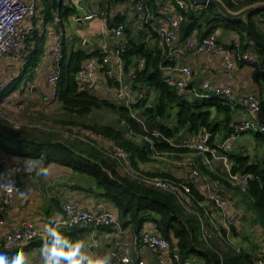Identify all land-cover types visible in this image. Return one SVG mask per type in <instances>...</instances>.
I'll list each match as a JSON object with an SVG mask.
<instances>
[{
  "label": "crops",
  "instance_id": "crops-1",
  "mask_svg": "<svg viewBox=\"0 0 264 264\" xmlns=\"http://www.w3.org/2000/svg\"><path fill=\"white\" fill-rule=\"evenodd\" d=\"M33 1H35L37 8L36 17L31 20H24L22 25V28L27 32V51L24 62L15 64L8 56L0 57V81L5 82V80H8L12 76L15 78V81L5 88V90L9 88L6 96L0 100L4 112V118L0 119V133L8 139L6 143L8 142L10 146H16L21 139L34 140L36 142H44L45 140L63 142V140L57 138L54 131H50L57 127L59 128V117L55 116L59 110H62V113L65 112L69 118L72 117L74 121L80 123L79 127H67L71 136H64L68 139L88 137L87 140L97 147H105L108 144H113L111 140L97 137L86 129L83 125H87V121L96 122L99 126L105 125L113 127L117 131L123 132L126 138L132 139L133 135L130 136L124 126L125 119L120 117L116 112L115 116L118 122L113 124H100V119L92 118L93 114L100 112L99 115H101L103 110L111 111L110 109L102 108L94 110L88 116L80 118L68 113L59 100L53 99L50 96V90L47 86L46 76L50 64L47 58H45V55L62 39L64 41L66 58L72 52L81 50L87 53L101 52L102 56L105 51L114 48L117 40L112 37L108 24L103 23L101 20H93L96 22L89 23V26L85 27L86 22H93L83 19L85 15L91 12L109 16L111 19L114 16H124L127 18V27L137 38L139 36H145L149 39L151 29L136 18L133 8L127 0ZM149 1L146 0L147 6ZM175 1L182 7H185L182 0ZM154 7L156 10L148 6L151 14L150 17H152L151 22L155 25H165L167 16L176 15L172 0H154ZM66 11L68 12L66 13ZM56 15L60 17V24H57L54 20ZM256 21L260 29L264 32V20L256 18ZM214 35L217 37L219 46L218 50L214 53H197L196 55L185 53L182 55L178 52L180 49H184L186 52L188 42L199 40L197 33H194L187 41L177 43L174 49H168L167 55H169L170 60L173 62V65H169V67L185 64L191 68L194 77L188 87L189 90L195 89L199 91L200 85L206 81L212 82L215 86H227L233 92L236 101H240L244 97H253L256 99L260 104L261 115H264V73L258 71L255 67L252 68L242 64L238 65L233 72H227L225 69V54L221 50L232 48L235 40L240 41L239 35L235 32L229 33L221 29L216 30ZM249 50L254 51L252 48ZM38 51H41L38 65L32 66L29 62L37 55L35 52ZM116 66L117 60L113 59L110 67H104L99 70L98 76L100 77L101 86L92 95L101 100H108L115 106L121 107L122 105L131 109V106L136 103L139 93L132 91L131 75L126 74L125 70L123 78L120 81L118 80L117 76H115ZM21 79L22 82H19ZM153 95L151 97L152 101L155 100ZM192 98L196 97L192 96ZM231 108L233 111V121L230 130L232 125L238 120L245 118L251 119L250 113L245 109L239 106ZM131 112L138 114L140 110L131 109ZM213 117L215 120L218 119L221 121L224 116L214 111ZM149 126H154V129H150L154 130V132H159L158 122L152 123L148 117L146 128L148 127L149 129ZM202 133L195 135L187 132L189 139L187 140V144L183 146V149L175 147L171 143L173 139H169L170 143H167L175 147L179 152H161L159 153V157L153 155L152 162L139 166V170L147 175L166 173L172 177L171 180L173 179V181H182L190 184L192 167L189 164H185L188 161L196 163L199 168L201 165H204L212 171L220 170L225 173L219 164H213L212 166L206 165L203 154L194 153L196 158L185 155V152H189L187 150H190L187 146L198 143ZM223 136V132L218 133L216 137L217 146L225 141ZM134 141L138 146H141L148 140L146 137L143 138L141 136L134 138ZM140 141H142V144L138 143ZM258 143H264V134L258 132L245 133L232 144V151L229 157L230 155H243L251 163L262 161L264 159V145L260 144L261 148H258ZM180 155L185 157L181 158ZM165 156L166 158H171V160L176 159L179 161H176V164L172 162L171 166H167L165 162L161 161L165 159ZM0 158L8 161L9 165L22 164L25 166L34 165L35 167V172L32 175H19L17 177L9 172L0 170V194L2 188L5 186V182L12 177L16 179L15 187L17 194L16 201L5 212L6 214L0 224V239L3 234L18 230L28 223L46 228L52 221L60 217L62 205L67 201L78 203L80 209L83 211L87 210L94 213L105 211L114 212L120 222L119 228L108 227L101 230L86 229L82 234L78 235L76 233L81 230H75L68 233L67 236H60L62 237L60 240L52 241L48 246H42L37 243L28 249L16 250L14 253L0 248V264H83L85 257H88L85 264H120L119 258L125 255L131 257L133 264H138L139 262L157 264V256L149 249L142 248L137 244L136 239L141 232L137 233L134 224L123 225L125 221L121 220L119 210H117L112 201L102 196L103 191L97 185L94 176L79 173L67 166L63 167L58 164L45 165L40 160L24 159L8 153L6 154L1 147ZM230 161L233 167V161L231 159ZM115 172L121 178L128 176L119 167L115 169ZM109 175L112 176V173L109 172ZM212 182L229 197V210L237 211L241 214L239 228L234 229L232 234L234 244H240V240L242 239L241 235L248 231V227L243 220L245 214L240 207H237L234 201L235 198L227 188L230 185L226 180L223 182ZM194 189L196 188L194 187ZM196 190L199 194H202L201 191ZM199 203L202 206L192 201L190 207L193 209L195 205L203 210L202 213H204V209H210L214 214V220L217 222L216 214L218 212L214 207L206 199ZM196 218L198 224H200L197 216ZM209 225L211 227V223ZM262 226L264 227V225ZM155 229V226L151 223H147L143 227L144 231ZM258 229L263 230L262 227ZM200 238L208 249L213 252L217 251L220 256L224 255L228 250H231V248L225 246L221 241L215 240L216 238L210 243L212 248L208 246L202 238L201 227ZM259 238H261L258 244L259 247L256 249L242 248L255 256L256 264L264 250V235ZM176 248L174 249L172 247L168 255L169 257L174 253H178V249ZM14 255L16 261H12ZM165 255L167 256V254ZM192 261L193 264H203V261L197 258Z\"/></svg>",
  "mask_w": 264,
  "mask_h": 264
},
{
  "label": "trees",
  "instance_id": "trees-1",
  "mask_svg": "<svg viewBox=\"0 0 264 264\" xmlns=\"http://www.w3.org/2000/svg\"><path fill=\"white\" fill-rule=\"evenodd\" d=\"M172 1L176 13L184 16V21L179 30L180 42L187 41L194 33H197L199 40H203L214 35L218 29L229 33L235 32L240 39V44L236 50L243 53L252 48L264 62V32L256 21V18L264 20V9L253 11L247 21H231L220 15L215 7L201 8L194 5L190 0H182L185 4L183 8L175 0ZM223 2L230 11L237 12L253 6V4L264 3V0H238L237 3L223 0ZM148 6L156 10L154 0H150ZM119 24L125 25L124 49L121 54L125 64L124 70L128 75L131 73L135 75V77H130L132 91L140 93L144 88L149 89L147 96L133 104L131 109L143 110L152 123L158 122V130L162 136L157 138L143 130L132 118L131 109L122 105L121 107L115 106L108 100H101L89 93L79 91L76 74L87 60L101 58V52L87 53L81 50L72 52L66 58L64 49L65 59L62 64V79L58 91L59 102L64 109L71 115L82 118L94 110L107 108L124 118L134 133L132 139L126 138L123 132L121 133L110 126H83L97 137L111 140L116 146L125 149L130 155L133 169L139 173H143L139 170V166L152 162L154 151L158 153L179 152L162 139L163 137L174 139L179 136L182 130L195 135L205 131L209 132L211 134L209 146L217 149L216 137L218 133L223 132V139L226 140L232 132L230 130L233 121L232 108L219 98L198 97L188 99L170 89L164 82L163 74L164 67L173 65L169 55H167L168 48L161 43L152 30L149 39L145 36L135 37L127 27V18L122 15L114 16L108 22L110 29L119 26ZM35 54L37 55L34 58H30L32 61L30 60L29 63L32 66L38 65L41 51L35 52ZM140 61L144 62L141 69H139ZM256 69L260 71L258 68ZM19 82H22V79ZM8 91L9 88L0 96V100L6 96ZM152 93L155 94V102L149 104ZM174 110L177 112L176 124L171 127L168 123H171ZM212 110L223 115V119L221 121L215 120ZM141 136L149 138L150 141H145L144 144L138 146L134 138ZM7 140L0 133V147L6 154L24 159L40 160L45 165L67 166L79 173L94 176L97 185L103 191L102 196L112 201L119 210L121 220L125 221L124 226L130 223L134 224L137 233H140L145 224L151 223L174 249L177 247L180 262L175 264L192 263V260L196 258L202 260L203 264H256L255 256L243 249L239 254L232 249L228 250L224 255H221V260L218 254L204 245L200 238V227L195 214H190L183 208L176 196L163 190L146 187L128 176L119 177L115 172L118 167L117 163L90 142L82 144L70 141L52 142V140H45L44 142H36L21 139L16 146H10L8 142L6 143ZM229 158L233 161V175H238V173L252 175L248 191L243 193L249 201L250 208L253 207L259 211L264 218V159L257 161V163H251L243 155H230ZM105 169L111 172L112 176ZM200 169L214 182H223L228 177L227 173L220 170L212 171L204 165H201ZM149 175L170 180L172 178L166 173ZM191 188L193 189V197L196 199L194 203L197 204L205 200L204 196L199 194L192 185ZM194 207L195 213L203 212L201 208L195 205ZM84 231H78L76 234H82ZM61 238L59 236L39 244L48 246L50 242L58 241Z\"/></svg>",
  "mask_w": 264,
  "mask_h": 264
},
{
  "label": "built area",
  "instance_id": "built-area-1",
  "mask_svg": "<svg viewBox=\"0 0 264 264\" xmlns=\"http://www.w3.org/2000/svg\"><path fill=\"white\" fill-rule=\"evenodd\" d=\"M127 1L132 6L136 18H138L140 22L146 24L164 46L168 49H174L177 43L180 42L181 36L179 35V30L184 21V16L180 13H176V15L167 16L165 25H155L151 22L152 17H150L151 14L146 0ZM230 1L235 3L238 2V0ZM36 13V3L33 0H0V57L8 56L15 64L24 62L27 51V32L22 28V25L24 20H31L36 17ZM83 19L86 21L101 20L105 24H108L110 20L109 16L98 15L93 12L85 15ZM54 20L57 24L61 23L59 15H56ZM124 31V24H119V26L111 29L112 37L117 40L115 47L105 51L104 55L100 56L101 58H91L83 64L82 69L76 74V81L80 92H86L90 95L96 92L101 86L100 77L98 76L99 70L104 67H110L113 59L117 60L115 76H117L119 81L123 78L125 64L121 54L124 49ZM239 44V41L235 40L232 48L221 50V52L225 54L226 71L233 72L238 65L242 64L248 67L258 68L264 73V62L259 54L252 50L240 53L236 50ZM218 47L217 37L216 35H212L203 40L190 41L187 44L186 52L184 49H180L178 52L182 55L185 53L193 55L197 53H214L218 50ZM45 56L50 64L46 76L50 96L55 100H59L58 91L62 79V64L65 59L63 39L59 40ZM143 66L144 62L140 61L139 69L143 68ZM163 74L165 84L184 98L191 99L192 96L196 98L202 96V98L206 97L209 99L219 98L231 107L239 106L250 113L251 119H241L232 125L231 135L223 143L218 145L217 149H213L209 146L211 134L207 131L200 135L198 143L187 146L188 149L195 153L203 154L206 165L212 166L213 164H219L222 169H224L225 173L228 174L226 181L231 187L240 189L242 192H247L252 175L239 173L238 175H233L229 154L232 151V144L236 142L237 138L241 135L248 132L264 134V115H261L258 101L253 97H244L240 99V101H236L229 87L215 86V84L210 81L202 83L199 91L195 89L189 90L188 87L191 84L194 74L191 68L185 64L164 67ZM130 75L131 77H135L133 73ZM14 81L15 78L13 76L5 80V82L0 81V96L5 91V88ZM148 90V88H144L137 96L136 102L147 96ZM130 114L136 123L146 131L147 120L134 112H130ZM3 118V107L0 104V119ZM124 126L130 136L134 135L132 128L127 122H124ZM152 134L157 138L162 136L161 132ZM146 139L150 141L149 138L146 137ZM163 140L165 142H170L169 139L164 137ZM86 142L90 141L86 140ZM97 148L102 151V153H105L111 160L115 161L118 167L130 178L146 187L154 190H163L176 196L183 208L189 213H194L198 217L202 238L208 246H210V243L216 238L215 240L221 241L225 246L231 248L236 253H240L241 248L234 244L232 234L234 229L239 228L241 214L240 212L229 210V197L220 188H217L196 163L189 161L185 162L186 165L189 164L192 167L191 184L182 181L176 182L168 178L150 176L135 171L132 167L129 153L115 144H108L105 147L98 146ZM154 155L156 157L160 156L156 151H154ZM0 170L7 173L9 172L17 177L19 175H32L35 172V167L34 165L25 166L22 164L9 165L8 161L0 158ZM15 181V177L8 179V181L5 182V186L2 188L0 194V224L6 214L5 212L17 199ZM191 185L201 191L206 201L218 212L216 214L217 222L214 220V214L210 209H204V213H195L190 207L191 202H195L196 200L195 197H193ZM198 205L202 206L201 203H198ZM61 212L60 217L52 221L46 228L28 223L18 230L3 234L0 239V248L14 253L16 250L28 249L29 246L34 244L42 243L49 239H56L61 235L73 232L75 229L101 230L108 227H120L119 219L114 212L105 211L94 213L87 210L83 211L76 202L67 201L62 205ZM209 223H211V227ZM136 242L139 246L149 249L157 256V264H175L180 262L179 253H174L171 257L168 256L172 247L169 241L162 237L156 229L151 231L143 230L137 237ZM214 252L218 254L222 260V256H220L217 251ZM165 254H167V256ZM87 259L88 257L83 259V264H85ZM12 261H16L15 255ZM119 262L120 264H133L131 257L127 255L120 257ZM138 264H145V262H139ZM257 264H264V250Z\"/></svg>",
  "mask_w": 264,
  "mask_h": 264
},
{
  "label": "rangeland",
  "instance_id": "rangeland-1",
  "mask_svg": "<svg viewBox=\"0 0 264 264\" xmlns=\"http://www.w3.org/2000/svg\"><path fill=\"white\" fill-rule=\"evenodd\" d=\"M94 22H96V21L86 22L85 23V27L89 26V23H94ZM75 27H77V26L75 25ZM21 84H23V83H21ZM153 96H154L153 98H155V94ZM154 102H155V100L152 101V99H151L149 104H154ZM99 114H100V112H96L95 114H93L92 118L93 119H100V121H101L100 124H104V123L105 124H113V123L118 122V120H117V118L115 116V112L103 110L101 112V115H99ZM102 114H106V115H102ZM138 114H139V116H142V117L144 116L147 119V121H148V115H146V113H144L143 110H140V112H138ZM176 115H177V112L174 110L173 111V117L171 119V123L172 124L168 123L169 126L172 127L173 125L176 124ZM55 116L59 117V120H58L59 128L57 127L58 129L55 128L54 130H50V131H54L56 133V135H57V138H59L60 140H63V141H75V142H80L82 144H84V141L86 142L88 137H86V138L85 137L84 138H78V139H68V138H66L64 136V135H66L68 137L71 136L69 131L67 130L68 126L79 127L80 123H78L77 121H74L72 117L69 118V116L65 112L62 113V110H59V112ZM87 123H88L87 125H97L96 122H92V121H87ZM150 128L154 129L155 127L154 126H149V129L147 127L146 128V130H147L146 132H149L151 134L152 133H156V132H154V130H151ZM187 132L188 131H186V130H182L181 133L179 134V136L174 138L173 141H171V143H173V145L175 147H179V148L183 149L184 148L183 146H185L187 144V140L189 139L188 138L189 136H188ZM138 143L142 144V141H140ZM260 144L264 145V143H258V146H257L258 148H261ZM185 150H187V149H185ZM187 151H189V152H185L186 156H190V157L196 158V156L194 154L195 153L194 151H192V150H187ZM181 153H183V152H181ZM180 157L183 158L185 156L180 155ZM186 160H188V159H186ZM161 161L165 162L167 166H171L172 162H175V164H176V161H179V160H176V159L175 160H171V158H169V157L166 158V156H165V159H162ZM227 188L229 189V191L232 194V196L235 198L234 201H235L237 207L238 208L240 207L241 210L244 212L245 215H244L243 220L245 221V225L248 227V231L245 232V234L241 235V238H242L240 240L241 243L239 242L240 244H236V245H238V247H240L241 249L244 248V247H247V249H250V248L256 249L257 247H259L258 244H259L260 239H261L259 237L264 235V227L262 225H260V224L264 225V218L262 217V215H261V213L259 211H257L253 207L250 208L251 206H249L248 199L246 198L245 194L240 189L232 188L230 186H227ZM261 227L263 228V230L262 229H258L257 230V228H261ZM255 230H257V231L255 232ZM257 232H258V235H257Z\"/></svg>",
  "mask_w": 264,
  "mask_h": 264
},
{
  "label": "water",
  "instance_id": "water-1",
  "mask_svg": "<svg viewBox=\"0 0 264 264\" xmlns=\"http://www.w3.org/2000/svg\"><path fill=\"white\" fill-rule=\"evenodd\" d=\"M194 5L198 7H215L220 15H222L227 20H241L247 21L248 17L253 11L264 9V3L253 4V6L246 7L240 11L232 12L229 8L225 5L223 0H190ZM150 108V107H148Z\"/></svg>",
  "mask_w": 264,
  "mask_h": 264
}]
</instances>
